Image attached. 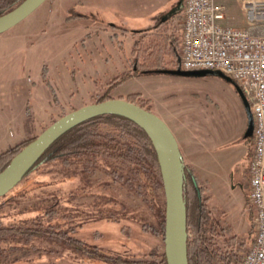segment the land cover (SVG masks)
I'll return each mask as SVG.
<instances>
[{
    "label": "rangeland",
    "instance_id": "rangeland-1",
    "mask_svg": "<svg viewBox=\"0 0 264 264\" xmlns=\"http://www.w3.org/2000/svg\"><path fill=\"white\" fill-rule=\"evenodd\" d=\"M108 1L46 0L25 20L0 33V153L39 135L61 114L94 103L109 90V81L127 69L133 39L149 31L154 17L180 0H152L149 5L127 0L124 8L118 1ZM98 8L113 9L108 23L99 19ZM73 11L88 17L67 23ZM235 11L241 12L238 5ZM118 19L124 26L142 29L131 28L127 34L114 30ZM183 21L184 10L172 17L169 30L181 31ZM111 31L124 39L123 49ZM133 92L152 99V111L171 127L185 158L210 180L214 202L235 230L246 235L252 222L248 194L255 139L247 134L248 114L236 81L209 71L191 76L152 73L130 76L110 88L115 98ZM170 114L191 128V141L181 134L189 129L180 133ZM106 174L105 169L88 172L82 163L66 167L52 160L25 176L0 198V215H7L0 219L12 223L13 218L37 215L46 222L41 231L62 236L0 240V264H116L88 254L81 242L125 259L151 258L153 250H163L162 237L148 225L154 218L143 196L124 179Z\"/></svg>",
    "mask_w": 264,
    "mask_h": 264
},
{
    "label": "trees",
    "instance_id": "trees-1",
    "mask_svg": "<svg viewBox=\"0 0 264 264\" xmlns=\"http://www.w3.org/2000/svg\"><path fill=\"white\" fill-rule=\"evenodd\" d=\"M23 1L0 0V16L13 10ZM166 14L167 12H164L154 17L149 31L133 39L130 55L126 57L128 60L127 69L115 75L109 81V90L95 97L94 102L113 98L110 95V88L130 76L162 73L164 70L177 69L180 66L182 29L180 31V29L174 28L170 31L168 24L172 17L167 18ZM87 17L86 14L73 11L66 17V22L71 24ZM117 29L122 30L124 34L131 31L130 27L120 23H115L114 30ZM117 35V32L113 31L111 37L116 40L117 46L123 49L124 39L116 38ZM215 71L209 70V73L220 74V71ZM120 97L152 110V99L145 98L142 92H133ZM64 114L66 112L61 116ZM57 119L53 120L52 123ZM37 136L26 138L1 152L0 171ZM52 160L59 161L66 167L74 163H82L86 171L92 173L98 169H105L107 174H112V179L115 180L119 177L124 179L130 189L143 196L154 218L153 221H148V225L156 235L162 237L164 242L163 250H153L150 254L151 258L125 259L121 255H107L102 253L97 246L91 247L81 242L80 245L85 252L99 258L113 260L116 264H168L165 254L166 197L160 156L154 137L144 126L132 118L119 114L95 116L75 126L56 140L26 176L38 169L39 165ZM183 174L188 233V263L242 264L245 254L254 243L256 233L255 209L250 193L248 194V204L250 206L249 211L253 212H250L252 222L248 233L245 235L235 230L226 219L225 211L221 210L214 202L210 180L203 178L194 165L186 163L184 158ZM15 188L16 186L1 198H5ZM46 211L51 212V210ZM2 216L7 215L2 214L0 218ZM26 216L17 220L13 218L12 223H4L0 219V240L12 243V238L19 236L30 237L51 233L62 236L59 232L54 233L45 231V229L41 231L46 222H42L41 219L37 218V215ZM36 223L38 225H34ZM47 224L48 227L53 225L51 222ZM9 247L11 249L13 245H9Z\"/></svg>",
    "mask_w": 264,
    "mask_h": 264
},
{
    "label": "built area",
    "instance_id": "built-area-1",
    "mask_svg": "<svg viewBox=\"0 0 264 264\" xmlns=\"http://www.w3.org/2000/svg\"><path fill=\"white\" fill-rule=\"evenodd\" d=\"M246 25L224 24V0H185L181 68L216 70L231 76L248 98L255 148L250 197L256 210L255 240L242 264H264V0H237Z\"/></svg>",
    "mask_w": 264,
    "mask_h": 264
},
{
    "label": "water",
    "instance_id": "water-1",
    "mask_svg": "<svg viewBox=\"0 0 264 264\" xmlns=\"http://www.w3.org/2000/svg\"><path fill=\"white\" fill-rule=\"evenodd\" d=\"M46 0H24L13 10L0 16V33L8 31L34 13ZM184 0H180L166 14L167 18L182 12ZM181 60V58H179ZM209 70L177 69L162 73L179 75L203 74ZM219 72V71H215ZM223 73L220 71V74ZM224 75V74H222ZM229 76V75H228ZM230 78H232L230 76ZM233 79V78H232ZM248 114L247 134L253 135L254 117L251 104L238 85ZM119 114L134 119L154 137L160 156L162 178L166 197L165 254L168 264H189L187 249V219L185 216L183 187V155L171 127L152 110L144 108L126 98L113 97L78 107L51 123L34 140L28 143L11 162L0 171V198L18 185L43 156L46 150L62 135L98 115Z\"/></svg>",
    "mask_w": 264,
    "mask_h": 264
},
{
    "label": "crops",
    "instance_id": "crops-1",
    "mask_svg": "<svg viewBox=\"0 0 264 264\" xmlns=\"http://www.w3.org/2000/svg\"><path fill=\"white\" fill-rule=\"evenodd\" d=\"M103 1L104 0H102V2ZM111 1L112 0H109L108 2H111ZM115 1H118V3H120L121 5H123V8H124L126 4H129V1L130 0L129 1H127V0H115ZM224 1H226L228 3V6H229V10H228V13H227V17L223 21L224 24H226V25H233V26H240L241 24H243L246 21L245 11L241 8V6L239 4H237L239 2L237 0H224ZM149 3L150 4L153 3L152 0H150L149 2H148V0H142V2H141V4H145V5H149ZM170 3H171V0H170ZM176 4H174V5L172 4V6L166 12H168L169 10H171L172 7H174ZM236 4L239 6L240 11L242 13L239 12V11H235L236 6H237ZM154 5H156V2L154 3ZM98 9H100V11L102 13V14H100L101 16H99V19H101V21L103 20V22L105 21V24H106V21H108L107 19H109V14L112 13V10L113 9L112 8H98ZM121 18L122 19H125L124 16H121ZM119 21H120V19H118V22ZM121 22H123V21H120L119 23H121ZM127 26L130 27V28H132V29H139V30L142 29L140 27H133V26H129V25H127ZM146 27H143V29L146 28ZM103 29L108 30L109 28L105 25L103 27ZM97 30H98V33H100V30L98 28H97ZM112 32L113 31H111V33ZM169 117L172 118V121H176L175 125H176L177 128H180L179 132L182 131V130H184V128L187 129V130L188 129L190 130V131L188 130L187 132L183 131L184 133L183 132L182 133L180 132V133L183 134V139H185V140H188L189 139V141H191V139H192V137H191V131L192 130H191L190 127H188L186 125V122L181 121V120H178L177 118H175V114H170ZM178 142H179V140H178ZM179 145H180V142H179ZM181 151H182V155H183L184 160L187 161L188 163H190L185 158V153L183 152L182 148H181Z\"/></svg>",
    "mask_w": 264,
    "mask_h": 264
}]
</instances>
